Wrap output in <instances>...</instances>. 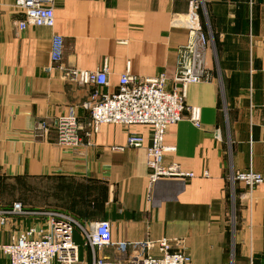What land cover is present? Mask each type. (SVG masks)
I'll use <instances>...</instances> for the list:
<instances>
[{
	"label": "crops",
	"instance_id": "1",
	"mask_svg": "<svg viewBox=\"0 0 264 264\" xmlns=\"http://www.w3.org/2000/svg\"><path fill=\"white\" fill-rule=\"evenodd\" d=\"M192 1L56 0L54 27L19 29L15 0H0V175L16 178L20 195L0 209L21 202L29 212L7 214L0 243L50 210L87 225L110 221L111 243L101 252L110 259L168 237L192 264H264V183L250 192L230 180L232 173H264V0H202L212 78L190 84L185 98L201 124L187 110L167 128L163 154L164 165L194 177L150 187L148 125L103 123L85 139L93 94L116 91L122 74L164 72L172 87ZM55 36L63 39L59 62L51 57ZM103 67L107 86L69 79V68ZM62 116L77 120L80 144L57 142ZM130 132L143 135V146L128 145ZM75 240L83 241L78 230Z\"/></svg>",
	"mask_w": 264,
	"mask_h": 264
},
{
	"label": "built area",
	"instance_id": "2",
	"mask_svg": "<svg viewBox=\"0 0 264 264\" xmlns=\"http://www.w3.org/2000/svg\"><path fill=\"white\" fill-rule=\"evenodd\" d=\"M56 0H15V7L22 13L18 21L19 29L42 26L54 27ZM199 0L191 2L187 14V41L177 51L176 71L172 87L168 88V76L159 75L140 79L126 72L121 75L114 92L96 91L90 109L92 130L86 133L88 143L93 132L103 123H119L127 126L148 125L151 133V145L147 148V163L151 169L150 187L161 178L194 177L191 171H185L178 164L164 165L163 154L166 149L164 138L167 128L180 122L184 113L191 111V120L195 125L201 123L185 102L190 84L211 80L207 57L212 46V30L209 21L207 28L201 22ZM53 62L63 58V39L53 38L51 51ZM69 79L80 84L107 86L106 67L96 70L69 68ZM194 114V115H193ZM47 124H41L46 129ZM75 117L62 116L57 121V142L59 144H80L82 137ZM144 137L130 132L127 143L131 147H141ZM230 180H240L250 190L264 183V173L253 170L232 173ZM150 197V196H149ZM26 213L21 202L13 203L10 210L0 209V223L5 224L7 214ZM39 221L12 233L10 240L0 243V250L10 264H192L190 255L174 245L168 237L146 240L141 251L127 259L114 260L101 255L102 250L111 243L112 225L108 220L83 224L75 218L57 211H39ZM41 220V221H40ZM79 231L82 240L90 247L88 256L80 254L75 232ZM84 244V246H85Z\"/></svg>",
	"mask_w": 264,
	"mask_h": 264
},
{
	"label": "rangeland",
	"instance_id": "3",
	"mask_svg": "<svg viewBox=\"0 0 264 264\" xmlns=\"http://www.w3.org/2000/svg\"><path fill=\"white\" fill-rule=\"evenodd\" d=\"M199 1L201 3L200 11L202 13L203 12V6H202L203 5V1L202 0H199ZM203 18H204L205 21H206V19H208V18H206L205 14L203 15ZM17 181L18 180L16 178H10L9 179L7 177H3V176L0 175V204H7V203H10V202H13V201L20 200V195H19ZM247 188H248V186H247ZM253 189L252 190L249 189V191L252 192ZM22 195H24V192H22ZM77 243L79 244L80 254L82 256L83 255L88 256L87 260H89V262H91L90 261V256H89L90 247L88 245H86L84 243V241H82L81 243H79V242H77ZM84 244H85V246H84ZM4 256H5L4 253L0 250V264H7V260L4 258ZM231 264H232V261H231Z\"/></svg>",
	"mask_w": 264,
	"mask_h": 264
}]
</instances>
